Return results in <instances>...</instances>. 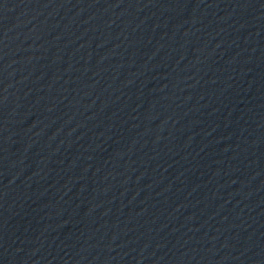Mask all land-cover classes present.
I'll use <instances>...</instances> for the list:
<instances>
[{"label": "water", "instance_id": "obj_1", "mask_svg": "<svg viewBox=\"0 0 264 264\" xmlns=\"http://www.w3.org/2000/svg\"><path fill=\"white\" fill-rule=\"evenodd\" d=\"M0 264H264V0H0Z\"/></svg>", "mask_w": 264, "mask_h": 264}]
</instances>
